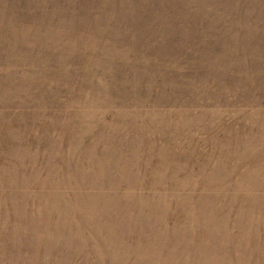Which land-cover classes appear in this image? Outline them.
Wrapping results in <instances>:
<instances>
[{"label":"rangeland","instance_id":"1","mask_svg":"<svg viewBox=\"0 0 264 264\" xmlns=\"http://www.w3.org/2000/svg\"><path fill=\"white\" fill-rule=\"evenodd\" d=\"M0 264H264V0H0Z\"/></svg>","mask_w":264,"mask_h":264}]
</instances>
